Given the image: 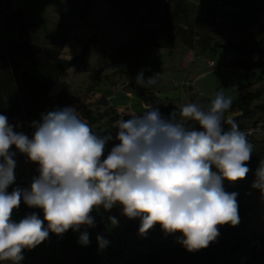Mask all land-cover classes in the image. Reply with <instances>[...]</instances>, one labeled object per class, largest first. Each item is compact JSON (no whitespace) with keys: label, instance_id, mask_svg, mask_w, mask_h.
I'll list each match as a JSON object with an SVG mask.
<instances>
[{"label":"rangeland","instance_id":"374dc122","mask_svg":"<svg viewBox=\"0 0 264 264\" xmlns=\"http://www.w3.org/2000/svg\"><path fill=\"white\" fill-rule=\"evenodd\" d=\"M116 1L122 3L121 20V9L113 10L110 0L96 1L90 7L86 0H15V3L0 0V43L5 39L23 40L46 51L58 48L68 36L60 56L70 58L81 52L86 38L93 33L96 35L82 63L64 72L52 88L46 109L59 92L66 90L73 100L67 107L76 108L93 132L113 136L106 145L105 155L117 143L116 122L130 118L129 108L137 115L147 110L142 108L138 95L146 104L145 98H148L158 107H167L169 112L161 114L167 118L187 103L210 105L215 94L223 88L232 102L242 97L240 104L246 111L236 120L242 131L264 121V65L251 72L230 66L243 57L235 49L236 45L264 41V0H240L237 6L228 0H216L215 3L211 0ZM13 16L16 17L11 19ZM254 59L264 61V52ZM212 60L216 62L214 67L209 65ZM141 72L145 79L156 73L160 76L154 86L144 88L136 83ZM160 81L164 83L158 90ZM160 90L164 92L161 94ZM168 90H172L171 95ZM124 92L137 95L130 99ZM117 100L120 106H125L121 111L110 105V101ZM173 102L179 105L175 106ZM86 114L101 116L97 122H90L85 118ZM237 115H241V111L231 107L225 113L231 119ZM40 120L41 115L24 122L8 119L10 124H18L16 130L29 138L32 137V122ZM196 127L199 130V126ZM253 143L256 150L264 153V133H255ZM11 150L16 151L15 146ZM14 159L17 164L12 188H30L32 178L38 175V165L19 152ZM237 190L241 188L232 187V191ZM247 190L250 191L247 216L241 228L251 238L239 254L241 261L258 245L252 236L264 231V199L252 184ZM20 208L21 204L14 211L13 219L16 220ZM121 212L119 205L110 211L101 206L91 213L94 227L82 226L75 231V246L80 234L88 232L90 243L85 247L96 246L95 264H131V257L149 252L159 242L182 238L181 233L165 234L159 224L146 236H140L139 219H128ZM31 213L43 220L41 209L36 208ZM110 216L118 219V226L110 223ZM98 235L109 241L103 250L98 246ZM23 256L20 264H92L88 256L79 263L76 252H64L52 236L34 249H26ZM0 264L12 262L0 261Z\"/></svg>","mask_w":264,"mask_h":264},{"label":"clouds","instance_id":"9594fccd","mask_svg":"<svg viewBox=\"0 0 264 264\" xmlns=\"http://www.w3.org/2000/svg\"><path fill=\"white\" fill-rule=\"evenodd\" d=\"M159 76L145 79L141 72L136 83L149 88ZM231 104L222 88L210 105L187 103L167 118L157 107L129 114V119L116 122L117 143L107 155L111 133L93 132L74 107L41 114V120L31 124V138L0 114V261L20 264L23 250L34 249L50 232L62 235L94 227L91 213L101 206L110 211L119 205L122 215L138 218L140 236L159 224L165 234L181 233L178 242L189 252L209 247L219 237L220 226L240 223L238 193L226 192L223 182L245 179L253 154L250 133L225 116ZM17 152L38 165V175L30 188L16 187L9 193ZM252 188L264 199V160ZM21 202L41 209L43 220L36 213L13 219ZM109 221L118 226L116 217ZM78 243H90L87 231ZM97 243L103 250L109 241L98 235Z\"/></svg>","mask_w":264,"mask_h":264},{"label":"trees","instance_id":"16d2710c","mask_svg":"<svg viewBox=\"0 0 264 264\" xmlns=\"http://www.w3.org/2000/svg\"><path fill=\"white\" fill-rule=\"evenodd\" d=\"M86 1L90 7L92 3L99 0ZM228 1L232 2L233 6H237L240 0ZM110 2L113 4V9H121V12H119V19L121 20L124 14L122 3L116 0H110ZM210 2L215 3L216 0H211ZM15 17L13 16L11 19ZM95 36V33H93L86 38L82 42L81 52L70 58L60 56L63 43L68 39V36L64 37L58 48L46 51H41L35 45L23 40L14 41L5 39L2 41L0 43V114L7 116L8 119L24 122L31 118H36L46 111L49 112L69 106L73 100L66 90L59 92L55 96L53 103L48 109L45 108V103L50 98L52 88L64 72L82 63L89 45L95 40ZM152 45L162 46L158 44ZM235 49L243 57L233 61L230 64L232 68L251 72L264 65V61L254 59V56L264 52V41H258L252 45H236ZM241 100L242 97H237L231 104V108L241 111V115L232 118L235 122L246 111L240 104ZM145 101L148 105L157 107L161 114L169 112L167 107H158L154 100L145 98ZM100 116L101 114L97 117L86 114L85 118L90 122H97ZM258 122L254 123L252 127ZM225 129L227 130L226 125ZM33 133L34 129L31 136ZM253 138L254 136H248L249 141L253 144V154L248 162L250 171L246 178L235 183H229L227 180L223 182L226 192L231 193L232 187L241 188L240 191H232L238 193L240 223L235 227L229 225L220 226L219 237L206 249L189 252L178 240L161 241L149 252L131 257L129 259L131 264H264V231L252 236V238H256L258 245L251 248L249 255L244 260L241 261L239 255L250 243L251 238L241 228L247 216V201L244 200L243 196L247 188L255 180V172L260 161L264 160V153L254 148ZM213 170L215 171V169ZM12 190V185H10L7 191L10 193ZM35 209L29 208L21 202V208L17 214L16 221L18 222L29 213L35 211ZM45 226H47L46 221ZM49 236H52L60 244L64 252L68 253L74 250L79 263H83V259L88 256L92 264H95L97 259L94 255L96 246L85 247L79 243L75 246L73 244L76 236L75 231L69 229L62 235L50 232Z\"/></svg>","mask_w":264,"mask_h":264},{"label":"crops","instance_id":"0c3cea01","mask_svg":"<svg viewBox=\"0 0 264 264\" xmlns=\"http://www.w3.org/2000/svg\"><path fill=\"white\" fill-rule=\"evenodd\" d=\"M113 10H115V9H113ZM163 83H164V81H160V83H159V85H158V90L162 87V85H163ZM161 92V94L164 92V91H162V90H160ZM168 92V94L169 95H171L172 94V90L171 91H167ZM157 93V92H156ZM158 94V93H157ZM124 95L126 96V97H128V98H130V99H132V98H134V96L135 95H137L136 93H130V92H124ZM112 96H115L114 94L112 95ZM118 96H120V94H118ZM139 97H140V101H141V106H142V108H144V109H148V108H152L150 105H147L143 100H142V98H141V95H138ZM119 103L120 102H118V100H117V102H112V101H110V105H112V106H114V108L116 109V110H118V111H121V108H123V107H125V106H120L119 105ZM173 105H175V106H178L179 105V103H177V102H173ZM127 113H129V114H132V113H136L135 112V110L133 109V108H129V110H128V112ZM214 169V168H213Z\"/></svg>","mask_w":264,"mask_h":264},{"label":"built area","instance_id":"2783aa9c","mask_svg":"<svg viewBox=\"0 0 264 264\" xmlns=\"http://www.w3.org/2000/svg\"><path fill=\"white\" fill-rule=\"evenodd\" d=\"M13 3H15V0H13ZM209 65L212 67L216 66L215 60L210 61ZM247 132L250 133L249 137H253L255 133L263 134L264 133V121L258 122L254 127L249 129ZM249 194H250L249 190L245 191L244 196H243L245 201L248 200Z\"/></svg>","mask_w":264,"mask_h":264}]
</instances>
